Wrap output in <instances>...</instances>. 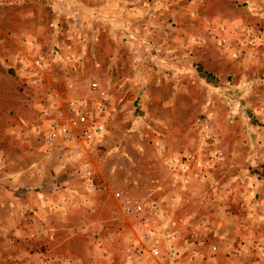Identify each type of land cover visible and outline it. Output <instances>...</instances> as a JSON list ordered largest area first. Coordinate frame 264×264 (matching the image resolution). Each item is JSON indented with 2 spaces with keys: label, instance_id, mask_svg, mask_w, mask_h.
I'll return each mask as SVG.
<instances>
[{
  "label": "rangeland",
  "instance_id": "rangeland-1",
  "mask_svg": "<svg viewBox=\"0 0 264 264\" xmlns=\"http://www.w3.org/2000/svg\"><path fill=\"white\" fill-rule=\"evenodd\" d=\"M0 264H264V0H0Z\"/></svg>",
  "mask_w": 264,
  "mask_h": 264
},
{
  "label": "built area",
  "instance_id": "built-area-1",
  "mask_svg": "<svg viewBox=\"0 0 264 264\" xmlns=\"http://www.w3.org/2000/svg\"><path fill=\"white\" fill-rule=\"evenodd\" d=\"M129 203H130V200L127 201V204H129ZM126 208L128 209V207H126Z\"/></svg>",
  "mask_w": 264,
  "mask_h": 264
}]
</instances>
